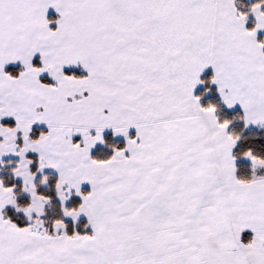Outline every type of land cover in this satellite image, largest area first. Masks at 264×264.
<instances>
[{"label":"snow or ice","instance_id":"obj_1","mask_svg":"<svg viewBox=\"0 0 264 264\" xmlns=\"http://www.w3.org/2000/svg\"><path fill=\"white\" fill-rule=\"evenodd\" d=\"M0 264H264V0H0Z\"/></svg>","mask_w":264,"mask_h":264}]
</instances>
